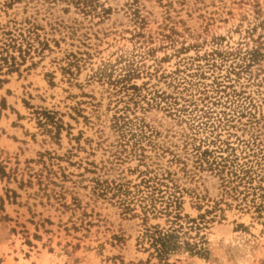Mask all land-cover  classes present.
Returning <instances> with one entry per match:
<instances>
[{"label":"rangeland","instance_id":"obj_1","mask_svg":"<svg viewBox=\"0 0 264 264\" xmlns=\"http://www.w3.org/2000/svg\"><path fill=\"white\" fill-rule=\"evenodd\" d=\"M0 264H264V0H0Z\"/></svg>","mask_w":264,"mask_h":264},{"label":"trees","instance_id":"obj_2","mask_svg":"<svg viewBox=\"0 0 264 264\" xmlns=\"http://www.w3.org/2000/svg\"><path fill=\"white\" fill-rule=\"evenodd\" d=\"M161 241V240H160ZM158 242V241H157ZM156 242V243H157ZM160 245V243H157V244H154V247H155V249H156V251L158 252V254L159 255H161L162 254V248L164 247V246H161V248H158V246Z\"/></svg>","mask_w":264,"mask_h":264}]
</instances>
